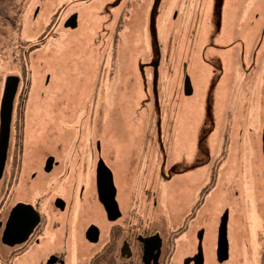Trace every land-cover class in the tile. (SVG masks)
<instances>
[{
	"label": "flooded vegetation",
	"instance_id": "1",
	"mask_svg": "<svg viewBox=\"0 0 264 264\" xmlns=\"http://www.w3.org/2000/svg\"><path fill=\"white\" fill-rule=\"evenodd\" d=\"M94 1H99L100 5L94 8ZM134 1L70 0L48 7V3L43 6L46 0H39L35 5L33 20L47 9V22L40 25L41 34L25 51V56L42 50L50 38L63 33L70 35L68 32L76 31L79 23L85 30L89 25L90 31L84 32V40L94 42L90 47L93 50L86 49V53L94 51L93 64L88 65L89 77L94 78L90 86H81L80 101L67 105L73 112L57 118L55 113L36 116L32 114L33 109L30 112L28 93L35 81L32 82L28 70L30 81L17 75L19 82L6 157L0 169V264H206L203 223L208 221L206 212L210 205L206 197L210 184L205 183L198 189L182 182L184 165L170 159L168 146L162 142L165 131L158 130L162 129L163 122L171 124L178 106L184 103L187 62L176 60L179 65L176 64L170 86L167 54L156 58L152 57L154 53H143L141 65L138 64L134 56L135 30L131 29L135 22ZM204 2H175L173 19L179 26L175 41L180 52L182 47L186 54L190 52L194 32H186L185 28L187 22L193 25L189 17L198 14ZM227 5L229 7L230 3ZM97 9H100L99 15L109 16L105 24L111 21L112 26L103 46L99 33L94 36L96 30L88 23V17ZM73 14L76 25L66 26ZM141 37L142 45L148 48L145 32ZM118 52H122L121 56ZM231 67L240 77L245 72L241 66ZM48 79L46 76V85ZM104 81L113 83V91L106 98V109L103 106L106 100L102 97ZM244 83L240 80L228 86L225 95L233 109L243 108V117L239 114L241 119L253 125L258 118L260 120L262 92L256 107L247 108L245 100L250 95L247 86L251 85L245 83L242 87ZM171 92L174 93L170 95ZM225 108L228 115L235 114L230 113L227 104ZM125 110L127 126L132 117L137 135L127 138L125 144L114 146L109 137L119 136L107 128V121L108 118L118 121L119 112ZM243 138L240 139L245 142H242L245 146L242 159L244 163L248 160L246 164L255 170L254 179L258 181L246 198L264 204V163L260 161L264 160V135L260 144L256 142V132ZM239 143H234L232 136L229 139L225 136L222 147L215 149L211 160L218 163L217 167L224 164L227 158H232L234 150L239 152L238 147L236 149ZM185 164L183 171L193 174L194 162ZM107 171L111 175L117 207L111 214L104 205L111 194ZM16 204L18 243L8 245L2 241V235ZM259 223L263 235L255 242L254 253H247L245 257L264 264L263 217ZM218 224L210 233L209 245L213 258L221 263L228 259L229 248L226 233L227 257L218 255ZM247 249L244 247V251Z\"/></svg>",
	"mask_w": 264,
	"mask_h": 264
},
{
	"label": "rangeland",
	"instance_id": "2",
	"mask_svg": "<svg viewBox=\"0 0 264 264\" xmlns=\"http://www.w3.org/2000/svg\"><path fill=\"white\" fill-rule=\"evenodd\" d=\"M51 1L46 0L43 6L48 3V7L51 5L57 7L63 1L70 0H53L50 5ZM38 2L39 0H0V99L5 77L18 75L30 81L28 70L32 82L33 80L39 82H34L28 93L30 112L33 109L32 114L36 116L55 113L57 118H62V114L73 112L72 107L67 108L69 103L72 105V102L80 101L78 92L81 86L85 84L90 86L89 83L94 78L89 77L88 69V65L93 64L91 54L94 51L86 53V49L93 50L90 47L94 42L90 39L84 40L86 36L84 32L90 31L88 23L96 30L94 36L96 32L99 33V42L103 46L107 32L112 27L111 21L105 24L109 16L99 15L100 9L93 10L96 14L88 17L90 19L87 30L79 27L82 26L79 23L76 31L68 32L70 35L66 36L63 33L57 38H50L42 50L25 56V51L41 34L43 28L40 25L47 22V9L40 12L37 20H33V10ZM175 2L177 0L134 1L135 11L132 17L135 22L131 24V29L135 30L134 56L141 65L143 53H154L152 57L156 58L167 54V72L168 76L170 75L168 86L174 80L173 71L177 70L176 64L180 60L187 62L186 71L191 79L193 93L184 96L185 104L178 106L177 115L171 124L165 125L163 122L162 129L158 130L165 131L166 137L162 142L168 146L170 159H176L184 165L182 182L198 186V189L205 183L210 184L209 195L206 197V202L210 205L209 211L206 212L208 221L203 223L206 264H258L259 260H248L245 256L247 253L250 255L254 253L255 242L263 235L259 221L264 218V204H257L256 200L246 198L250 190L257 186L258 181L254 179L255 170L246 164L248 160L246 159L244 163L242 159L245 156V146L240 139L243 136L244 138L248 135L253 136L256 132V142L260 144L264 135V0H205L199 13L189 17L192 18L193 25L187 22L185 28L186 32H194L189 54L185 53V47H182L181 52L180 47H176L179 26L173 19ZM93 4L94 8L100 5L99 1H94ZM144 32L149 49L142 45L141 33ZM121 53L118 52L120 56ZM231 65L241 66L245 72L240 77ZM46 76L49 77L48 85L45 84ZM240 80L251 85L247 86L250 93L245 100L247 108L256 107L262 92L260 120L258 118L253 125H250L248 120L241 119L243 108L233 109L225 95L227 87H232ZM176 82L177 80L174 81ZM111 91L113 83L104 81L102 86L104 101ZM172 93L174 92L170 95ZM38 102L41 105L34 107ZM105 102L104 109L108 103L107 100ZM226 104L231 109L230 113L235 114L232 116L227 114ZM246 112L247 110H244V113ZM131 119L132 117L128 127L126 110L119 112L118 121L108 118L107 128L114 130L119 136L116 138L113 134L109 137L114 146L125 144L127 138L137 135L136 123ZM225 136L227 139L232 136L234 143L240 141L238 146L236 145L239 152L234 150L232 158H227L224 164L217 167L218 163L214 164L211 159L215 149L222 147ZM187 161H193L196 167L191 175L183 171ZM260 161L264 163V160ZM114 171L117 175L116 168ZM178 173L177 170V176L180 175ZM223 211L227 212L229 257L219 263L213 258V251L210 252L209 237L210 233L216 230ZM244 247L249 249L244 251Z\"/></svg>",
	"mask_w": 264,
	"mask_h": 264
},
{
	"label": "water",
	"instance_id": "3",
	"mask_svg": "<svg viewBox=\"0 0 264 264\" xmlns=\"http://www.w3.org/2000/svg\"><path fill=\"white\" fill-rule=\"evenodd\" d=\"M74 27L76 25V15L73 14L66 23V26ZM185 71V67H184ZM19 78L16 75H8L4 79L2 95L0 99V169L5 161L7 143L9 137L10 120L12 115L13 101L17 91ZM217 87V86H216ZM218 89V87H217ZM193 93L191 79L186 74L184 75V94L186 96ZM108 172V171H107ZM108 184L110 186L111 194L109 199L104 202L108 214H111L116 207L114 201V187L111 180V175L108 172ZM226 224L227 212H223L218 224V249L217 253L221 258L227 257V243H226ZM2 241L8 245L18 243V204H16L10 211L6 228L2 235Z\"/></svg>",
	"mask_w": 264,
	"mask_h": 264
}]
</instances>
